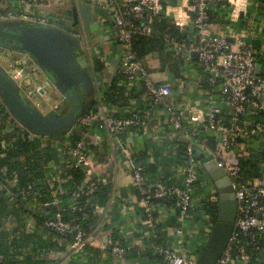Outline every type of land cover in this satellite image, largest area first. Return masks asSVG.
I'll return each instance as SVG.
<instances>
[{"label":"built area","instance_id":"built-area-1","mask_svg":"<svg viewBox=\"0 0 264 264\" xmlns=\"http://www.w3.org/2000/svg\"><path fill=\"white\" fill-rule=\"evenodd\" d=\"M91 1L108 12L116 29L117 42L121 47V68L118 73L125 77L126 90L131 92L135 86H141L150 102L141 113L128 109L127 114L122 116L108 114L104 110L103 95L100 94L97 79L93 75L92 54L85 35L69 30V35L81 44L90 78L97 92L95 109L84 114L78 120V126L87 134L92 130L104 131L109 138L129 131L139 135L152 131L153 121L161 125L160 117L163 116L164 124L161 126L168 127L170 131L190 141L182 159L178 161L175 180L165 184L152 183L145 166L138 163L131 154L124 155L121 168L130 176L139 199L145 216L144 225L153 240V252L161 259V264H196L199 254L196 246L189 244L186 232L196 210L206 199H213L216 194L213 183L197 160L201 152L208 151L230 178L237 205L233 233L215 264H264V176L245 179L240 164V160L248 156L244 150L249 148L258 151L257 137L264 135V122L255 119L253 115L255 112L264 114V80L257 74L258 55L253 45L240 42V46L235 48L223 35L213 31L210 18L212 2L234 4L233 2L239 0H177L178 4L175 5L170 4L172 0ZM45 2L46 0H17L0 3V23L50 25L49 20L37 11ZM192 14L195 15V20L193 29L190 30ZM158 17L170 19L186 37L181 42H169V52L174 57H182L186 61H190L192 54L196 53V62L208 75L209 87L217 93L218 104L211 106L204 116L185 114L183 106L172 101L171 87L156 83L151 78L148 61L136 59L132 51L134 36H151ZM24 66L25 63L20 62L7 68L9 75L21 90L25 75ZM45 87L51 88L50 82H46ZM254 98L256 100H253ZM56 109L57 105L54 107V110ZM14 129L29 141L39 140L43 147L46 146V138L36 136L12 119L9 130ZM201 135L212 137L214 145L210 147L203 144L202 149L193 147L192 141H198L202 138ZM239 137L244 140L243 152L237 154L235 142ZM87 139L88 135L72 145L69 138H66L57 147V154L61 162L67 156L75 167L86 171L90 179L87 182L88 194H91L96 181L91 179L89 165L95 160V152L91 147L93 144ZM1 146H5L4 141ZM196 164L198 168L195 167ZM47 181L60 183V180L50 173L47 175ZM66 182L68 183V180ZM104 184L110 186L108 202L112 203L117 193L115 177H111V180ZM62 192L65 190L62 189ZM159 201H170L176 210V226L171 231L172 241L169 243L158 232L161 219L157 214L164 206L158 204ZM59 204V200L55 198L49 206L56 207ZM43 227L70 240L74 253L84 252L95 244L91 236L85 233L78 218L72 221L64 220L61 211L47 218ZM97 247L101 252L118 258L127 256L132 250L131 246H121L113 239L106 243L99 241Z\"/></svg>","mask_w":264,"mask_h":264},{"label":"crops","instance_id":"crops-1","mask_svg":"<svg viewBox=\"0 0 264 264\" xmlns=\"http://www.w3.org/2000/svg\"><path fill=\"white\" fill-rule=\"evenodd\" d=\"M73 2L74 0H71L72 5ZM212 3L210 18L213 31L223 35L235 48L240 46V42L251 43L258 55L257 65H260L258 76L264 80V0H239L233 2L234 4L217 1ZM52 4L58 6L57 2ZM48 6L51 8L53 5L48 4ZM89 30L90 36L93 37L99 49L97 56L102 59L98 60L102 63L103 70L97 84L100 94L104 96L110 84L118 76L117 70L121 68L117 33L113 22L106 20L104 26H100L97 18L89 24ZM109 32L112 33V39L108 36ZM113 44L116 45L115 51H112ZM170 48L171 45L167 43L166 51L168 52ZM3 54H5V50L0 49V57ZM7 57L4 67L7 72L9 65L25 63L26 74L23 76L22 87L24 91L26 90L25 97L44 114L50 111L51 106L54 110L57 101H60L61 98L53 92V89L50 92L47 91L48 88L45 87V84L49 81L39 68L27 57L18 53ZM174 59L177 60H173L174 63H177V69L170 66V63L165 58L163 59L159 53L147 56L151 78L158 84L171 87L172 101L181 104L185 114L206 115L211 106L218 104L217 93L206 91L202 87L204 79L201 78V71L192 57L190 61H187L189 65L180 64L182 57H174ZM134 91L141 93H135V97L130 99L126 107L107 105L104 110L108 114L116 116L127 114L128 109L141 113L148 107L150 98L144 95L141 86H135ZM53 94L55 95L53 96ZM56 97L59 100H54ZM262 100L264 101V97ZM44 102L51 105L48 111L42 108ZM256 113H253L255 119H257ZM160 118L162 125L164 117ZM161 125H158L157 121H153L152 131L146 134L138 135L129 131L110 138L104 131H90L88 139L93 144L91 147L95 152V160H92L89 165L91 179L102 181L104 184L114 176L117 188L116 198L112 203L108 202L106 207L95 208V221L90 233L95 244L89 247L90 250L88 248L84 252L74 253L70 240L36 225L31 215L25 214L19 223L9 218L0 227V231L4 233L8 243L15 241L17 245L12 250V253L16 254L15 260L22 263L26 258H31L42 264H161V259L153 252V240L144 225L145 216L132 186L131 178L121 168L124 155L128 153L138 163L145 166L147 176L152 183L165 184L175 180V170L183 154L180 144L186 143L179 135L172 134L168 127ZM263 147L264 135L261 134L258 137L257 149L261 150ZM242 152V143L237 144L235 153ZM58 167L51 166L50 174L60 180L58 184L61 187L60 192H62L67 180ZM119 172L122 173L118 175ZM262 176H264V164ZM162 207L163 209L157 214L161 219L158 232L169 243L172 241L171 231L176 226V210L170 204ZM211 227L210 219L205 213L195 212L186 232L189 244H193L196 248L203 245ZM114 235L117 236L116 239L120 241L118 242L121 243V246H131L133 254L118 258L98 249L99 241L114 240ZM1 261L2 257H0Z\"/></svg>","mask_w":264,"mask_h":264},{"label":"trees","instance_id":"trees-1","mask_svg":"<svg viewBox=\"0 0 264 264\" xmlns=\"http://www.w3.org/2000/svg\"><path fill=\"white\" fill-rule=\"evenodd\" d=\"M12 1L17 0H0V3ZM185 38L170 19L158 17L154 22L151 36H134L132 51L138 60H144L150 54L159 53L163 56V59L165 58L170 63V66L177 69V63L173 61L176 59H174L172 53L166 51L167 43L172 40L181 42ZM196 65L201 71V78L204 79L201 84L202 87L206 91L212 92L213 89L209 87L207 82L208 75L197 62ZM102 70V63L98 60L94 61L92 71L95 79H97ZM92 88V93L86 97L85 105L87 106L81 110L70 126L52 134L33 133L36 136L47 139L45 147L39 140L29 141L16 129L10 131L9 127L12 124V117L0 102V227L9 218L19 223L25 214H30L36 225L43 227L47 218L54 216L57 211H61L64 220L72 221L78 218L85 233L90 235L92 232L95 221V207H106L110 186L103 184L102 181H96L94 191L88 194L89 183L87 182L90 179L86 175V171L75 167L67 156L61 162L57 154V147L65 141V138H69L71 144L74 145L81 137H84L81 133H86V131L78 126V120L90 110L95 109L97 92L94 84H92ZM142 91L144 90L142 89ZM135 93L141 92H135L134 89L128 92L125 88L124 75L118 73V76L110 84L107 93L103 96V105L124 108L128 105L130 99L135 97ZM66 104L68 103H64V112L58 108L60 116H64L67 113ZM255 116L259 121L264 122L263 113L257 112ZM201 137L198 141H192V146L196 149H202L203 144L210 147L214 145L212 137H204V135H201ZM3 141L5 142L4 147L1 146ZM240 143H244V140L239 137L235 142V147ZM186 146L187 144H180L183 154ZM244 151L248 153V156L241 159L240 164L245 179L261 176L264 164V147L261 150L258 149V151L249 148ZM54 165L56 167L59 165L58 169L60 168L68 180V183L63 188L65 192H60L61 187L57 182L49 183L47 181V175L51 173L50 167ZM84 183H86V186L82 188ZM54 198H57L60 202L56 206L57 208H54V205L49 206ZM217 203V195L215 194L213 199H206L196 212L205 213L210 219L211 225H213L217 217ZM158 204L164 206L172 205L170 201H159ZM47 206L49 207L47 208ZM55 234L58 235L57 233ZM114 236V240L119 241L116 239L117 236ZM202 246L197 248V254L200 253ZM16 247L15 241H11L9 244L4 233L0 231V257H2L0 264H42L41 262L33 261L31 258H26L22 263L17 262L15 260L16 254L12 253V250ZM131 254H133L132 250L129 251L128 256Z\"/></svg>","mask_w":264,"mask_h":264},{"label":"water","instance_id":"water-1","mask_svg":"<svg viewBox=\"0 0 264 264\" xmlns=\"http://www.w3.org/2000/svg\"><path fill=\"white\" fill-rule=\"evenodd\" d=\"M61 2L63 5L61 9L54 5L51 8L46 5L42 9H37L49 20L50 25L0 23V48L31 60L48 79L51 88L58 96L71 105L64 116L53 111L45 114L40 112L0 64V102L12 119L32 133L52 134L61 131L70 126L81 110L87 106L86 97L92 93L93 88L86 56L80 42L71 37L68 31L74 30L84 34L89 46L93 48L96 42L89 34V24L95 18L100 26L104 24V20H109L105 9L92 3L91 0H74L73 5L71 0H61ZM170 4H178V1L172 0ZM194 20L195 15L192 14L190 30L193 29ZM191 57L194 61L197 60L196 53ZM259 69L260 65H257V74ZM54 100L59 99L56 97ZM171 133L174 134L172 131ZM81 134L88 135L84 132ZM121 134L125 132L118 133ZM181 139L186 144L190 142L189 139L183 137ZM197 158L215 187L218 203L216 221L201 248L196 264H215L226 249L233 233L237 205L230 178L218 166L214 156L208 151H203ZM195 167L198 168V164ZM85 186L86 183L82 188ZM102 242L106 243V241Z\"/></svg>","mask_w":264,"mask_h":264},{"label":"rangeland","instance_id":"rangeland-1","mask_svg":"<svg viewBox=\"0 0 264 264\" xmlns=\"http://www.w3.org/2000/svg\"><path fill=\"white\" fill-rule=\"evenodd\" d=\"M45 6H46V5L40 6L39 9H42V8L45 7ZM108 16H109V15H108ZM109 20L112 22V19H111L110 16H109ZM102 26H104V24H103ZM103 29H104V28H103ZM108 36L112 39V33H111V32L108 33ZM115 48H116V45L113 44L112 51H115ZM14 53H15V52L5 50V54H3V55L0 57V64H1L3 67H5V60H6L5 58L8 59L7 56H11V55L14 54ZM180 61H181L180 64H184V63H186V65H189V64L187 63V61H186L184 58H182V60H180ZM118 69H119V68H118ZM117 71H118V70H117ZM25 74H26V73H25ZM99 79H101V77L98 75V76H97V82H98ZM100 85H102V84H100ZM52 89H53V88H48L47 91L50 92ZM25 91H26V90H25ZM53 92L56 93V91H55L54 89H53ZM59 97H60V96H59ZM64 103H67V102H64L62 98H61V100H60L59 102H57V106H58V108H59L60 111L63 110V108H64V106H65ZM51 104H52V103H51ZM33 105H34V104H33ZM34 106H35V105H34ZM49 106H51L50 103H48V102H44L43 105H42V108L48 111L49 108H50ZM70 106H71L70 103L66 104L67 112H68ZM51 109H52V110H51ZM51 111L55 112V114H56V113H59V112H58V109L53 110V107H52V106H51L49 112H51ZM40 112H41V111H40ZM63 112H64V110H63ZM65 139H66V138H65ZM120 173H122V172H119L118 175H119ZM120 178H121V176H120Z\"/></svg>","mask_w":264,"mask_h":264},{"label":"flooded vegetation","instance_id":"flooded-vegetation-1","mask_svg":"<svg viewBox=\"0 0 264 264\" xmlns=\"http://www.w3.org/2000/svg\"><path fill=\"white\" fill-rule=\"evenodd\" d=\"M56 3L57 2V5L58 6H56V7H59V9H61L62 7H63V5H62V2H61V0H46V2H45V5H47L48 6V4H51V5H54V4H52V3ZM62 5V6H61ZM50 6V5H49ZM48 6V7H49ZM105 22V21H104ZM108 22H109V20H108ZM71 31H74V30H71ZM86 38V37H85ZM86 43H87V45H89V42H88V40H87V38H86ZM117 44H118V42H117ZM118 46L120 47V45L118 44ZM90 47V46H89ZM121 48V47H120ZM90 49H91V54H92V61L94 62V61H97V60H102L101 58H99L98 56H97V53H98V51H99V49H98V46L94 43V46H93V48H91L90 47ZM121 51V50H120ZM119 58H120V55H119ZM104 60V59H103ZM31 61V60H30ZM118 72V71H117Z\"/></svg>","mask_w":264,"mask_h":264}]
</instances>
